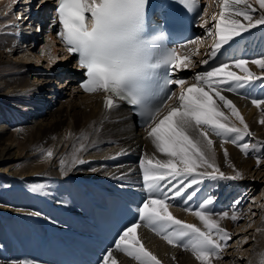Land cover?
<instances>
[{
    "label": "bare ground",
    "instance_id": "bare-ground-1",
    "mask_svg": "<svg viewBox=\"0 0 264 264\" xmlns=\"http://www.w3.org/2000/svg\"><path fill=\"white\" fill-rule=\"evenodd\" d=\"M19 1L23 5L27 4L25 0H0V3H4L0 4V17L6 6L10 7L13 12V7ZM251 2L254 4H252L253 8L256 9L255 19L258 18L261 10L256 0H250ZM222 5L220 11H216L217 16L222 11ZM240 19L246 22L242 17ZM0 24H3L2 18H0ZM15 29L13 37L8 34L9 32L5 33L4 27L0 26V264H23L26 260L35 261L37 264H63V255L70 257L76 253L81 254L83 251L85 238L80 235L83 232L80 228L87 226L88 232L93 231L89 226V221L87 223L85 221L83 210L90 201L84 200V196L91 198V193L97 189L85 187L83 183L90 184L100 180L97 176H107L110 179L104 180V184L118 186L122 191H129V194L136 198L139 191L132 187L135 185L134 181H141L140 159L144 155L149 157L155 155L161 159L165 157L158 152L148 136L150 129L136 126V119L125 104L117 101L119 107L110 110L106 107L103 90L91 93L79 90L81 87L75 84L76 74L70 69L71 56L65 55L59 47V42L55 39L56 33L53 35L52 31H49L52 41L57 42L52 52L56 54L58 50H62V58L59 62L53 61L52 63L48 57V51L44 53L47 44L44 45L45 48L40 51L48 60V66L47 69L42 70L43 67H40L38 63L42 57L38 55V52L36 54L33 52L40 43L37 42L33 49L31 47L30 50L33 53L29 51L30 47H27L25 58L23 59L22 56L20 58L18 52L23 50L21 48L23 43L15 45L13 42L18 39L19 35V28L15 27ZM251 31L250 35L253 39L249 37L240 39L238 44H234L228 50H237L238 47H242L244 50L242 54L250 60L264 54V25ZM209 48H206L203 54L200 53L202 56L196 54V62L193 63L194 74L188 78L185 87L196 82L194 79L196 73L210 66L211 62L208 65H200L202 60L209 58ZM193 49H190V52L195 56ZM28 54L34 57L38 55V60L32 63L27 58ZM10 55L16 57L12 58ZM224 55L227 56V52ZM44 60L45 58L43 62ZM59 65L60 67L63 65L61 71L69 70L64 72L65 76L59 81L57 87L52 85V83L56 84V76L50 73ZM249 67L257 74L261 72V69L254 64H249ZM49 68L52 69L51 72L48 71ZM65 88H72V90L67 92ZM258 91L261 94L257 98L264 96V90ZM240 92H242L241 95L224 90L223 94L235 103L253 134L251 137H245L242 142L264 141V124L260 123V120L264 119V108H257L253 105L244 89ZM175 101L169 105L176 106ZM218 103L221 102L218 101ZM222 110L230 115L228 109L222 108ZM166 112L167 109L161 113L160 118ZM232 122L241 126L234 117H232ZM82 134L87 135L88 139L80 140L79 137ZM209 135L214 141L216 163L221 171L228 175H234L236 171H240L244 178L238 181L206 180L201 185V192L189 202V205L185 206L176 200L171 202L169 210L178 219L203 228L202 222L192 212L196 210V205L204 197L214 194L216 197L213 205L215 213L222 212L217 211V208L227 202L226 211L229 212V217L220 220V226L233 234L231 225L237 221L231 219V214L235 210L237 215L242 217L244 214L241 212L243 201L254 198L252 194L258 186V183L254 181L258 175L254 179L253 175L257 170L261 174L263 168L257 165L256 153L250 151L248 155H245L237 144L224 143L223 139L214 133ZM81 142L88 146L87 151L80 153L85 163L78 164L77 170L65 176L61 169L60 159H69L74 146L78 147ZM225 148L228 151L227 157L224 156ZM48 149L53 151L54 156L45 159L41 152ZM119 153L123 154L118 155ZM255 165L258 169H254ZM93 168L97 171H91ZM121 174L129 179H121ZM74 176L80 178L81 181L74 182L72 178ZM119 179L123 181L121 184ZM249 180L254 182L251 184ZM37 183L47 186L45 188L47 195L30 190L31 186ZM248 183L251 185L248 186L249 190L246 192L244 187ZM74 186H79L80 189V194L76 196L72 189ZM46 200L55 201L54 205L48 206ZM261 200L263 203L258 208L260 219L253 224L255 229L251 239L252 243L243 264H264V198ZM236 201L240 202L238 207L234 203ZM185 207H190L192 211H186ZM36 211L41 212L42 215H30ZM213 218L219 219L215 215ZM242 224L244 225L245 222ZM137 232L145 246L148 247L147 249L162 262L201 264L190 249L185 250L182 246L169 245L161 235H154L147 226L142 224ZM79 240L80 244L77 243ZM87 241L94 245L92 236ZM234 245L224 247V252L219 258L222 263L241 264L239 260L243 256L235 259L240 251L233 253L230 250ZM73 246L75 249L72 248ZM115 255L118 264H138L135 259L124 253L117 251ZM214 260L215 257L212 264Z\"/></svg>",
    "mask_w": 264,
    "mask_h": 264
},
{
    "label": "snow or ice",
    "instance_id": "snow-or-ice-1",
    "mask_svg": "<svg viewBox=\"0 0 264 264\" xmlns=\"http://www.w3.org/2000/svg\"><path fill=\"white\" fill-rule=\"evenodd\" d=\"M175 2L191 12L199 7L200 0ZM256 3L261 11L258 18L254 19L256 9L250 0H223L222 11L218 16H212L216 21L215 31L209 33L218 39L209 58L202 60V64L208 65L210 60L217 58L225 45L231 46L236 38L243 39V34L264 25V0H256ZM148 5L149 0H58L56 8L59 16L58 35L69 46L68 51L78 55L81 68L86 69V79L81 87L90 93L99 90L108 93L105 102L110 110L119 107L117 101L134 106L135 113L150 129L148 136L155 148L165 157L161 159L155 155H144L140 159L145 198L134 210L135 221L120 231L113 247L106 250L99 264H118L117 251L135 259L138 264H161V260L145 247L138 235L137 230L142 224L161 235L169 245L190 249L201 264H212L213 258H220L223 247L231 239V234L220 226V220L228 218L229 212L215 213V195L204 197L192 212L202 222L201 228L178 219L169 209L171 202L176 200L185 206L189 205L201 192V185L206 180L238 181L244 178L240 171L234 175L221 171L216 163L214 141L210 133L221 137L224 143L237 144L245 155L250 151L256 153L257 164L262 162L264 141L242 142L253 134L240 110L223 91L239 93L242 89L254 87L264 90V54L251 60L240 58L231 62L221 61L218 66L196 73V82L185 87L186 81L173 79L171 73L174 67L190 69L193 62L184 57L188 62L181 64L176 48L165 49L153 63L140 55L141 46L150 48L162 41L163 32L141 41L139 45L133 43L144 30ZM241 17L246 22H242ZM88 19L94 20L96 24L91 31L86 23ZM200 19L201 26L208 24L207 20ZM188 43L195 41L189 40ZM249 64L258 66L261 72L257 74L252 71ZM172 85L180 86L178 96L175 91H171ZM173 97H176V106L166 103ZM251 103L257 108H264V96L253 98ZM222 108H227L230 115ZM165 109L166 114L160 118ZM232 117L241 126L232 122ZM260 123L264 124V119ZM79 139L86 140L88 136L82 134ZM87 150L88 146L81 142L78 147L74 146L69 159H60L65 176L77 170L78 164L85 163L80 153ZM41 154L45 159L54 156L50 149L42 150ZM224 156H228L226 148ZM46 187L43 183H37L30 190L47 195ZM234 203L238 207L240 202ZM185 210L192 211L190 207H185ZM30 215L41 216L42 213L36 211ZM214 215L219 219L213 218ZM239 218L234 210L231 219L237 221ZM23 264L37 262L26 260Z\"/></svg>",
    "mask_w": 264,
    "mask_h": 264
},
{
    "label": "rangeland",
    "instance_id": "rangeland-1",
    "mask_svg": "<svg viewBox=\"0 0 264 264\" xmlns=\"http://www.w3.org/2000/svg\"><path fill=\"white\" fill-rule=\"evenodd\" d=\"M26 1V3H28L29 2V0H25ZM36 1H38V0H35V1H33V2H36ZM223 0H220V5H219V3L218 4H216L215 2H216V0H215V2H214V0L213 1H211L212 2V6L215 8V10H218V11H220V7L219 6H221L222 5V2ZM0 4H3V3H0ZM35 4V3H34ZM251 4H253L252 2H251ZM254 5V4H253ZM32 7H34L33 5H32ZM217 11V12H218ZM5 15V17H3V14ZM2 13H1V17L0 18H2V20H3V23H4V31L5 32H7V29H5V27H6V22H7V18L10 16L11 17V15H9V13H8V10H6V8H5V10H3L2 11ZM215 15H217V14H215ZM31 21V20H30ZM0 26H2V25H0ZM7 28H9V29H11V27H7ZM13 28H15V27H13ZM47 28V27H46ZM214 29V28H213ZM210 32H214V30L212 31H210ZM209 32V33H210ZM8 33V32H7ZM209 37H210V35H208ZM216 37L214 34L212 35V38H214V37ZM209 39V38H208ZM43 40H45V39H43ZM40 44H39V46H38V48L36 49V50H34L33 52L36 54V52H38L39 54V56H41L42 58L40 59V62H38L39 63V66L40 67H43L42 68V70H44V69H47V66H48V60L46 59V57H44L43 56V53L40 51V49H44L45 47H43L44 45H46L47 44V48H46V52H44V53H47V51H48V57H49V59H51L52 60V63H56V62H59L60 61V59L62 58V56L61 55H63L62 54V50H58L57 51V53L55 54H53V49L52 48H54V45H56L57 44V42H53L52 41V39H51V37H50V39H49V41H41V42H39ZM56 43V44H55ZM15 45H17V44H15ZM53 46V47H51V46ZM27 47H30V46H26V47H23L22 49L24 50H22V51H20V52H18V55H20L19 57L21 58V56H22V58L24 59L25 58V55H26V53H27V51H28V49H29V51L31 52V53H33L30 49H31V47L30 48H28V49H26ZM59 47L60 48H62L60 45H59ZM32 49H33V46H32ZM52 49V50H51ZM40 51V52H39ZM45 51V50H44ZM205 51H206V49H205ZM14 52V51H13ZM59 53H61L60 55H58ZM204 52H202V54H203ZM17 54H16V56H18ZM37 55V56H38ZM12 58H14V57H16L15 55H10ZM14 56V57H13ZM37 56L36 57H34V56H32L31 54H28V56H27V58H28V60H30V61H32V63H34V61L36 62L38 59H37ZM198 56H202L201 54H198ZM260 56H256V58H259ZM26 58V59H27ZM31 58V59H30ZM45 58V60H44V62H43V59ZM194 58H195V56H194ZM198 58H200V57H198ZM197 58V59H198ZM208 58V57H207ZM206 58V59H207ZM199 60V59H198ZM54 61V62H53ZM198 64V63H197ZM45 66V67H44ZM50 66V65H49ZM61 65H59L57 68H55V69H53L54 71H52L51 72V70H50V68L48 69V71H50L51 73L50 74H52V76H53V74H55L54 76H56L57 75V77H55V80H56V84H54V83H52V85L53 86H57L58 85V83H59V81L60 80H62L63 78H64V76H65V73L64 72H67V69H65V70H63V71H61V68L63 67V65H62V67H60ZM193 66H194V64H193ZM196 66V65H195ZM200 68H204V67H201L200 66ZM192 69H193V67H192ZM193 71H194V69H193ZM58 72H60L59 74H58ZM57 73V74H56ZM64 73V74H63ZM69 84V83H68ZM67 84V86H69ZM58 87V86H57ZM65 89H67V92H70V89L72 90V88H65ZM73 90H75V88L73 89ZM73 93V92H72ZM80 93H82V92H80ZM230 93H232L233 94V92H230ZM74 94H75V92H74ZM68 96V95H67ZM225 109H227V108H225ZM13 122V121H12ZM263 162H264V158H262V162L258 165L259 167H262L263 169H262V172H261V174L259 173V171L257 170V172L253 175V179H254V177L256 176V175H258V177L257 178H255L254 179V181L255 182H257L258 183V186H257V188H256V191H255V193L254 194H252L253 196H254V198H252V199H248V200H246V201H243V203L244 202H246L244 205H243V203H242V209H241V212L242 213H244V214H242V217L240 218V219H238L237 220V222L236 223H233L232 225H231V229H232V231H233V234H231V239H230V241H228V244H226L224 247L225 248H227V247H230L231 245H234V243H235V245L234 246H232V248H230V250L233 252V253H237V252H239L237 255H238V257L237 256H235V259L236 258H241L242 256V258L239 260V261H241V264H243L244 263V261H245V258L248 256L247 255V253L249 252V247H250V245H251V243H252V238H253V232H254V227H255V225H253L255 222H257L259 219H260V213H259V210H258V208H260L261 207V205H262V203H263V200H261L262 198H264V164H263ZM257 165H255L254 166V169H258V166ZM259 173V174H258ZM253 181V182H254ZM249 183H253L251 180H249L248 181ZM248 183V185H245V191L246 192H248V190L249 189H247L248 188V186L249 185H251V184H249ZM261 193V194H260ZM227 210V208L224 210V211H226ZM217 211H223L221 208L219 209V210H217ZM220 213V212H219ZM245 222V224L243 225L242 223H244ZM244 232H246V233H244ZM223 247V249H222V251H221V254L224 252V248ZM241 253H242V255H241ZM220 254V257L222 256ZM214 264H221L222 262L219 260V258H215V260H214V262H213ZM222 264H224V263H222Z\"/></svg>",
    "mask_w": 264,
    "mask_h": 264
},
{
    "label": "clouds",
    "instance_id": "clouds-1",
    "mask_svg": "<svg viewBox=\"0 0 264 264\" xmlns=\"http://www.w3.org/2000/svg\"><path fill=\"white\" fill-rule=\"evenodd\" d=\"M96 24L94 20H90L88 24V29L91 31L95 29ZM158 34H150L147 30V26L145 23L144 30L139 33L133 42L136 45H139L141 41L151 39L153 36ZM162 41L157 42L155 45H152L150 48H145L144 46H141L140 55L144 57L149 63H153L156 61V59L163 54V51L161 50V44Z\"/></svg>",
    "mask_w": 264,
    "mask_h": 264
}]
</instances>
